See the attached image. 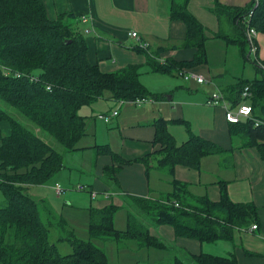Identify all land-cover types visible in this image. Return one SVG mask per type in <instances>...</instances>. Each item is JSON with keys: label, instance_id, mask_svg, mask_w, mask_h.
<instances>
[{"label": "trees", "instance_id": "trees-1", "mask_svg": "<svg viewBox=\"0 0 264 264\" xmlns=\"http://www.w3.org/2000/svg\"><path fill=\"white\" fill-rule=\"evenodd\" d=\"M168 2L169 19L184 25L180 46L193 47L194 53L188 61H175L158 59L161 48L139 49L145 54L148 69L175 74L203 63L208 35L236 45L241 57L251 61L259 76L237 78L227 91L220 90L224 99L231 97L230 107L245 102L251 108L249 116L227 122L230 140L236 139L231 149L253 147L264 162V59H258L255 52L249 59L245 35L246 28L264 33V0H249L243 6L222 5L213 0L210 12L217 20L215 32H208L188 11V0ZM85 50L78 20L71 13L50 20L42 0H0V121L9 125V133L0 134V264H109L105 252L93 239L120 245L128 238L141 248L167 249L164 239L149 234L150 225H168L175 237L205 242L231 241L233 229L249 224L257 227L254 205L230 200L223 182L218 181L217 201L193 195L186 184L176 180L171 181L170 192L157 197L124 194L121 206L126 208V223L121 230L113 225L118 206L111 202L102 207L88 206L86 240L76 237L67 220L45 199L28 193V188L41 185L64 168L63 153L79 149L76 142L85 134L86 117L93 115L84 116L79 108L102 98L104 89L109 91L106 98L111 101L156 98L140 84L139 65L128 64L104 72L87 61ZM244 87L247 97L241 95ZM167 122L183 125L185 139L175 143L166 129ZM152 127L153 142L160 145L155 162L158 168L169 173L175 164L197 169L200 159L210 154L222 155L226 161V149L190 131L183 119L156 118ZM40 132L50 135L59 149L44 140ZM93 150L118 163L115 168H103L111 182L119 164L130 163L112 153L106 144L94 145ZM149 157L132 162L142 163L147 171L152 166ZM57 242H66L70 251L58 253ZM187 257L194 264H236L232 252H200ZM167 264L186 263L174 257Z\"/></svg>", "mask_w": 264, "mask_h": 264}, {"label": "crops", "instance_id": "crops-1", "mask_svg": "<svg viewBox=\"0 0 264 264\" xmlns=\"http://www.w3.org/2000/svg\"><path fill=\"white\" fill-rule=\"evenodd\" d=\"M248 1L217 0L222 5L236 6H243ZM42 3L50 20L63 13H71L77 18L86 46V59L90 64H97L101 71H114L128 64L139 66L146 64L145 54L139 51L142 49L139 46L140 41L147 44L148 50L161 48L158 59L188 61L193 56V47L180 46L185 33L184 25L179 20L169 19L168 0H42ZM212 6L213 0L187 2L188 11L208 32L217 30L216 17L210 12ZM81 16L85 19L81 20ZM127 32H135L139 39L129 37ZM254 42L255 56L260 60L264 59V33L256 32ZM211 47H216V68H211L208 62L207 49ZM204 52V62L187 69L207 78L206 82L197 83L188 79L185 80L186 83L191 81L196 84L176 85L167 83L165 79L156 78L159 81L163 80L162 85L153 88L143 82L145 89L155 94L156 98L149 97L151 101L149 104L137 108L129 106L119 108L113 116L115 120L111 127L107 124L112 117L107 122H101L96 117L99 112L107 113L110 110L109 104L94 101L92 106L87 105L88 108H83L85 110L81 114L93 115L86 117L85 134L78 139V141L82 139L77 145L79 149L69 153L71 156L76 153L88 155L89 167L93 166V174L86 179L89 191L96 189L105 192L104 198L96 200V191H94L92 198L95 202L88 206L102 207L111 202L120 208L124 200L121 196L124 194L147 197L153 193L157 197L162 193L170 192L173 189L171 181L176 180L186 184L188 191L193 195H203L211 201L219 199L220 190L217 181L223 182L230 200L251 202L256 208V229H249L250 224L246 228H235L232 231L231 241H198L188 237H175L172 228L168 225H157L155 230L149 227L150 235L164 239L167 244L168 248L161 250H169V255L160 259L154 258L152 264H167L174 257H178L186 264H194L188 261L187 254L200 252L213 255H227L232 252L236 264H264V162L253 147L231 149V146L236 144V139L230 140L223 109L207 104V99L215 90L227 91L237 78L248 79L242 75L243 71L237 68L232 71L231 77L227 76L229 68L226 61L230 59L232 65L244 67V58L239 54L236 45L226 44L222 38L212 35H208L204 41ZM213 70H216L215 75ZM150 72L154 75H175ZM226 99L229 105L228 100L231 97ZM156 118L168 121L177 118L185 120L190 131L226 149L227 155H223L226 161L222 160V155L210 154L211 156L205 155L200 159L197 169L175 164L169 173L164 168L156 167L155 162L159 157L157 153L160 148L158 143L153 142L152 122ZM166 129L175 143L181 142L187 135L185 127L180 124L167 122ZM8 133L7 121H0V134ZM99 138H102V141H99ZM103 144H106L119 158L130 162L119 164V168L113 173L112 182L103 168L108 165H113L115 168L118 163L113 162L107 154H96L93 150L94 145ZM145 155L150 156L149 163L152 165L147 171L142 163L132 162ZM65 163L64 160V168L69 169ZM78 170L84 169L82 167ZM59 172L56 174L57 179L60 178ZM99 177L112 183V192L108 193L107 188L98 180ZM113 244L117 243L113 242ZM120 245L125 244L123 242ZM137 248L141 247L137 246Z\"/></svg>", "mask_w": 264, "mask_h": 264}, {"label": "rangeland", "instance_id": "rangeland-1", "mask_svg": "<svg viewBox=\"0 0 264 264\" xmlns=\"http://www.w3.org/2000/svg\"><path fill=\"white\" fill-rule=\"evenodd\" d=\"M207 51H208L207 55H209L208 62L210 64V67L216 68V47H211V49L208 48ZM252 58H253V54L250 53L249 59ZM226 62L229 68V75H227L228 77H231L233 75L232 71L236 68L238 70L241 69L243 71L242 75L248 79H252L253 77L259 76V73L255 71L250 60L244 59L243 61V63L245 64L244 67L241 65H239L238 67L232 65L233 62L230 59H228ZM138 71L140 73L139 75L140 84L144 82L145 85H151L152 86L151 88L159 87L160 85H162L161 81L163 80L159 81L156 78L165 79L169 84H176V85L196 84L191 81L186 83L185 80H183L180 76L154 75L148 70L146 64L139 66ZM214 73H216V70H213V74ZM205 79L207 80V78ZM108 95H109V91L104 89L102 92L103 97L96 100V102H106L107 104H109V108L108 107L107 108L110 110L107 113H110L113 109L118 111L119 108L123 106L137 108L139 106H143L151 102L149 101L150 100L149 98H145L143 102H139V103H134L133 101H122L121 103H119V101H111L107 99L106 97ZM92 105L93 103H91L88 106H92ZM88 106L84 105L81 108H79V113H83L85 110L83 108H88ZM103 113H106V111H104ZM114 120L115 117H112L110 119V122L107 124L108 127H111V125L114 123ZM100 121L102 122V120ZM40 136L44 140L52 144L55 148L59 149L58 143L50 135H48L45 132H40ZM81 140L77 141L76 145L80 144ZM99 141H102V138H99ZM70 156L71 155L69 152L63 153V161L65 160L66 162L65 164L69 166V169L67 167L62 169L61 172H59V176H60L59 179H57V175H56L57 173H56L41 185H35L28 188V193H30V195L34 197H40L45 199L56 213H60L67 220L68 224L72 227L75 236L82 240H86L87 239L86 224L88 218L87 208L90 203L94 204L95 202L93 200L94 198H92V193L94 194V191H96L95 196H96V200H98L101 197L104 198L105 192L103 193L102 190H96V189H94V191H89L90 188H88L89 185L86 183V179L88 176L93 174V166L92 168L89 167L90 162L88 155H86V153H76L73 156L71 157ZM82 167L84 169L83 171L78 170L79 168ZM98 180L101 182V184L105 186V188H107L108 193L112 192L113 189L112 183L107 182L106 180H104V178L101 177H99ZM79 185L83 186V189H78L77 187ZM56 187L60 190V193L57 194L58 196H56V192H55ZM150 195L155 196V194L153 193H150ZM122 198L123 195L121 196V199ZM125 213H126V208L124 206L118 208V210L114 213L113 225L115 228L117 229L124 228ZM149 227L153 230L157 228V226L154 225H150ZM92 242L96 246L104 249V251L106 252L105 255H107L106 258H108V262L110 264H136L139 261L152 264V260L154 258L160 259L162 256L165 257L169 255V250L163 251L161 249H155V248H151V249L137 248V246L135 245V241L133 239H128V238L123 241L125 244L123 246L113 244L112 241L103 240V239H93ZM56 249L57 252L60 254H65L70 251V247L66 242H57ZM146 250L149 251L147 252Z\"/></svg>", "mask_w": 264, "mask_h": 264}, {"label": "built area", "instance_id": "built-area-1", "mask_svg": "<svg viewBox=\"0 0 264 264\" xmlns=\"http://www.w3.org/2000/svg\"><path fill=\"white\" fill-rule=\"evenodd\" d=\"M80 19L84 20L85 17L81 16ZM255 34H256V31L253 28H246L245 35L249 43V53H254L255 51V47L253 44ZM127 35L129 37L139 39V37L137 36L135 32H127ZM139 46L142 49H145L147 47V44L140 41ZM18 75L19 74H15V76H18ZM175 75L180 76L183 80L192 79L196 81L197 83H203L207 81L202 75L193 73L189 71L188 69L178 70L175 72ZM241 95L245 97L249 95L247 92V87H244ZM144 100L145 98H135L131 101H133L134 103H139V102H143ZM121 102L122 101H119V103ZM207 104L222 108L223 117L226 122H237L241 117H247L251 114V108L247 103H240L234 108L229 107L220 90H215L214 92L210 94L209 98L207 99ZM116 113L117 111L113 109L110 113H98L96 114V117L104 122H107L111 117L116 115ZM77 188L83 189V186L79 185ZM55 192L56 194H59L60 190L56 187ZM249 229L251 230L256 229V226L254 224H251Z\"/></svg>", "mask_w": 264, "mask_h": 264}, {"label": "bare ground", "instance_id": "bare-ground-1", "mask_svg": "<svg viewBox=\"0 0 264 264\" xmlns=\"http://www.w3.org/2000/svg\"><path fill=\"white\" fill-rule=\"evenodd\" d=\"M255 52V51H254ZM252 54H254V53H252Z\"/></svg>", "mask_w": 264, "mask_h": 264}]
</instances>
